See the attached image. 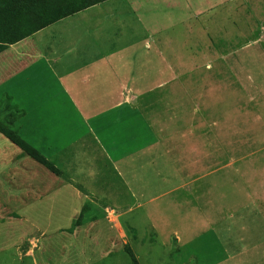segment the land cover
I'll list each match as a JSON object with an SVG mask.
<instances>
[{"label": "rangeland", "instance_id": "374dc122", "mask_svg": "<svg viewBox=\"0 0 264 264\" xmlns=\"http://www.w3.org/2000/svg\"><path fill=\"white\" fill-rule=\"evenodd\" d=\"M139 1L97 4L137 50L100 118L0 47V264H264V0Z\"/></svg>", "mask_w": 264, "mask_h": 264}, {"label": "crops", "instance_id": "0c3cea01", "mask_svg": "<svg viewBox=\"0 0 264 264\" xmlns=\"http://www.w3.org/2000/svg\"><path fill=\"white\" fill-rule=\"evenodd\" d=\"M139 2L145 13L149 7H155L151 0ZM99 7H88L8 46L1 61L14 64L6 68L9 77L12 71L27 67V71H32L44 63L61 95L66 96L68 104H74L72 112L80 118L103 117L100 108L108 110L113 101H124L122 95L112 98L116 89L124 85L128 58L137 50L133 45L126 46L120 26L113 24L112 32L110 16H100ZM151 13L157 15L155 11Z\"/></svg>", "mask_w": 264, "mask_h": 264}, {"label": "trees", "instance_id": "16d2710c", "mask_svg": "<svg viewBox=\"0 0 264 264\" xmlns=\"http://www.w3.org/2000/svg\"><path fill=\"white\" fill-rule=\"evenodd\" d=\"M81 1L83 0H0V37L6 32H9L8 36L12 35L9 39L0 40V47L19 43L55 22L105 0H92L90 4L80 7ZM19 23L26 25L22 27ZM10 102H13V97L5 94L6 106L0 107V114L5 113V117L2 115L4 118L0 117V132L6 138L16 141L15 134L6 129V125H9L6 117L20 110L17 105L7 106ZM81 219L82 215L76 222V227L80 226ZM131 255L133 264H140L133 253Z\"/></svg>", "mask_w": 264, "mask_h": 264}]
</instances>
